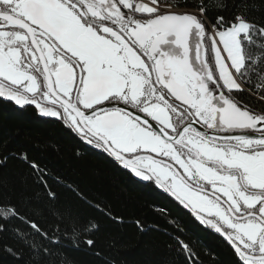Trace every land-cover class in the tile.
Returning <instances> with one entry per match:
<instances>
[{"label": "snow or ice", "instance_id": "1", "mask_svg": "<svg viewBox=\"0 0 264 264\" xmlns=\"http://www.w3.org/2000/svg\"><path fill=\"white\" fill-rule=\"evenodd\" d=\"M0 100L34 106L194 213L231 264H264V0H0ZM9 159L39 191L32 207L0 196V264H75L66 250L82 248L103 259L98 218L57 206L48 169L27 152H0V167ZM159 214L163 225L131 223L168 237L164 264H204L176 218Z\"/></svg>", "mask_w": 264, "mask_h": 264}, {"label": "trees", "instance_id": "2", "mask_svg": "<svg viewBox=\"0 0 264 264\" xmlns=\"http://www.w3.org/2000/svg\"><path fill=\"white\" fill-rule=\"evenodd\" d=\"M0 152H27L30 159L48 169L49 185L61 194L57 206L75 203L80 211L98 218L101 229L96 240L103 259L83 248L66 250L75 264H164L171 260L172 254L165 246L167 236L156 231L142 233L131 223L139 218L145 224L163 225L160 209H167L176 218L184 229L185 239L201 254L204 264H212L210 257L218 264H231L232 257L214 230L202 227L168 195L134 179L101 151L76 140L58 121L38 114L32 107L20 109L0 100ZM54 177L78 185L90 199L108 205L112 215L123 216L125 223L114 224L106 216L75 201L71 193L55 183ZM38 191L31 169L18 159H9L6 166L0 167V196L21 204L22 208L32 207L36 205ZM44 222L46 227L53 226L55 218L47 215ZM3 239L13 242L10 234H5ZM56 260L59 264V258ZM2 264L14 262L4 257Z\"/></svg>", "mask_w": 264, "mask_h": 264}, {"label": "flooded vegetation", "instance_id": "3", "mask_svg": "<svg viewBox=\"0 0 264 264\" xmlns=\"http://www.w3.org/2000/svg\"><path fill=\"white\" fill-rule=\"evenodd\" d=\"M9 102V101H8ZM12 103V102H10ZM14 106H16L14 103H12ZM18 108L22 109V108H26V107H32L33 109H35V111L39 114L38 110L34 107V106H31V105H28V106H24V107H19L17 106ZM160 191V190H159ZM162 192V191H161ZM188 212V211H187ZM198 221V220H197ZM199 222V221H198ZM200 224V223H199ZM201 225V224H200ZM202 226V225H201ZM204 227V226H202ZM206 228V227H205Z\"/></svg>", "mask_w": 264, "mask_h": 264}, {"label": "water", "instance_id": "4", "mask_svg": "<svg viewBox=\"0 0 264 264\" xmlns=\"http://www.w3.org/2000/svg\"><path fill=\"white\" fill-rule=\"evenodd\" d=\"M135 179V178H134ZM137 180V179H136ZM187 211V210H186ZM189 212V211H188ZM190 213V212H189ZM193 215V217H195V214L194 213H191ZM196 218V217H195Z\"/></svg>", "mask_w": 264, "mask_h": 264}]
</instances>
